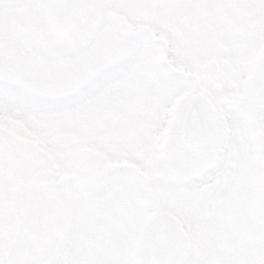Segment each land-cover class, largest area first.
I'll use <instances>...</instances> for the list:
<instances>
[{
	"label": "snow or ice",
	"instance_id": "6c2138e0",
	"mask_svg": "<svg viewBox=\"0 0 264 264\" xmlns=\"http://www.w3.org/2000/svg\"><path fill=\"white\" fill-rule=\"evenodd\" d=\"M218 3L0 0V116L35 134L19 161L48 164L26 172L47 207L26 217L43 246L20 264H239L237 253L225 259L203 243L204 216L240 158L264 159V115L256 123L248 116L249 106L264 107V67L256 85L247 70L208 72L207 39L170 22ZM262 42L258 24L218 55L244 64ZM121 99L136 116L99 141V156H74L48 127ZM6 166L0 143V235ZM156 240L167 250L152 247ZM140 241L147 247L137 256ZM0 264H11L2 246ZM249 264H264V243Z\"/></svg>",
	"mask_w": 264,
	"mask_h": 264
},
{
	"label": "flooded vegetation",
	"instance_id": "af4514ba",
	"mask_svg": "<svg viewBox=\"0 0 264 264\" xmlns=\"http://www.w3.org/2000/svg\"><path fill=\"white\" fill-rule=\"evenodd\" d=\"M172 17L170 22L180 20L187 24L197 40L202 37L207 39V51L201 62L203 69L208 72L228 71L233 74L247 70L250 82L255 65L264 54V42L251 50L249 60L244 64L222 60L218 54L227 49L226 40L247 38L249 29L264 24V0H219L218 6L214 8L191 13H173ZM141 27L143 30H150L148 25ZM181 70L188 69L182 67ZM247 95L246 88L241 96ZM128 105L127 99H121L114 104L101 100L89 112L73 114L59 122L51 121L48 127L74 156L87 160L101 155L99 141L106 140L116 129L123 130L127 121L135 118L136 113ZM262 115L264 107L261 104L249 106L250 122H258ZM122 116H126L127 120ZM0 134L11 146L20 175V223L5 257L11 264H20L23 254L36 252L43 246V241L35 233V224L28 222L26 217L30 212H39L42 215L47 207L45 201L33 190L26 178V172L28 168L47 169L48 164L39 161L25 165L19 161V150L35 140L34 132L22 122L0 116ZM87 178L91 179V171ZM204 223L206 238L203 243L207 247L225 259L235 252L239 264H249L257 245L264 243V159L259 154L254 158H240L235 171L229 170L219 196L206 209ZM201 243L197 241L192 247H198ZM135 254L141 256L138 243ZM88 255L92 257L95 253L90 251Z\"/></svg>",
	"mask_w": 264,
	"mask_h": 264
},
{
	"label": "water",
	"instance_id": "95a60500",
	"mask_svg": "<svg viewBox=\"0 0 264 264\" xmlns=\"http://www.w3.org/2000/svg\"><path fill=\"white\" fill-rule=\"evenodd\" d=\"M264 67V54L258 59L253 75L250 79V84L256 85L257 76ZM259 97V94L257 95ZM0 143L3 145V149L6 155L7 166H6V187H5V202H6V223L4 226L3 234L0 235V246H2L4 255L6 256L9 248L13 244L14 238L16 236L21 216V203L18 196V186L20 182L18 163L14 157V153L11 146L3 139L0 134ZM152 247L157 250L166 251V242L156 240L152 241ZM140 247V253L146 250L147 244L144 241L138 242ZM26 250V248H25Z\"/></svg>",
	"mask_w": 264,
	"mask_h": 264
}]
</instances>
